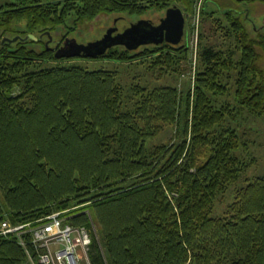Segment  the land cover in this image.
Masks as SVG:
<instances>
[{
    "label": "trees",
    "instance_id": "16d2710c",
    "mask_svg": "<svg viewBox=\"0 0 264 264\" xmlns=\"http://www.w3.org/2000/svg\"><path fill=\"white\" fill-rule=\"evenodd\" d=\"M169 3L0 4V222L35 221L69 209L73 201L88 202L64 214L72 224L89 226L81 210L91 209L99 230L89 246L90 264H264V174L238 187L221 215H211L215 200L247 167L234 152L240 142L237 131L224 126L227 117L236 108L264 115V71L256 49L264 48V35L253 38L240 18L224 12L229 23L219 26L222 47L201 40L193 95L183 96L174 85L137 83L128 95L131 103L116 70L73 60L128 63L157 55L153 64L161 76L186 59L184 45L148 44L153 48L138 52L142 46L117 45L95 57L56 58L53 48L68 33L53 45L40 38L70 15L79 22L100 12L142 14ZM20 19L28 31L6 35ZM229 73L234 104L219 100L229 89L222 82ZM169 126L174 131L166 142H150ZM0 264H31L13 235L0 233Z\"/></svg>",
    "mask_w": 264,
    "mask_h": 264
},
{
    "label": "rangeland",
    "instance_id": "374dc122",
    "mask_svg": "<svg viewBox=\"0 0 264 264\" xmlns=\"http://www.w3.org/2000/svg\"><path fill=\"white\" fill-rule=\"evenodd\" d=\"M12 0H0V4L10 2ZM191 6L186 8L184 0H170L167 7L177 5L183 12L185 18L184 35L180 43L174 44L175 47L184 45L187 48L186 59H181L173 66H177L176 71L163 73L159 75V66L153 64L154 57L152 55L143 57L142 59L120 63L113 62L106 59H92V58H80L73 60L78 62L89 69L95 68H108L116 70V78L125 88L126 97L131 94V86L133 84H142L148 87L155 85H174L185 96L187 92L192 93L194 89L195 73L199 66V48L202 38L208 43L215 44L217 48H221V42L224 37L219 31V26H228L224 12L231 10L233 15L240 18L243 22L248 34L253 38H257L259 34L264 35V2L263 1H234V0H190ZM149 8L142 14H129L127 12H100L91 19H86L79 22H74V16L70 15L66 19V23L57 26L48 35L41 34V41L47 39L50 45H53L61 36L67 32L69 37H75L78 42L86 43L100 38L106 29L111 25H116L118 30L121 31L140 18L150 19L152 22L157 23L159 18L164 14L165 9ZM217 18L219 21L214 22L212 25V19ZM116 22L114 23V20ZM15 32H7L6 35L12 36L15 33H22L28 31L27 22L25 19L16 20L13 24ZM215 26L217 29L215 30ZM34 32L40 36L38 29ZM48 36V38H47ZM52 41V42H51ZM13 46V45H11ZM27 46L36 50L41 49L40 43L28 42ZM119 48H122L119 45ZM145 48H153L151 45H142L136 52ZM259 53V65L264 71V48L256 47ZM181 54V53H178ZM239 54V53H238ZM52 62V61H51ZM69 61H66V63ZM55 63V62H52ZM157 70H155V69ZM235 70L230 71L232 75H235ZM228 74L230 76L231 74ZM228 90L222 95H219V100L222 102H229L234 104V78L227 77L222 79ZM128 103H131L128 96ZM234 116L227 117V123L224 126L233 128L237 131L240 146L234 151L244 162L247 167L240 174L238 180L230 185L225 193L219 195L215 200L211 215H221L226 209L227 205L233 201L235 190L246 184L248 180L255 176L264 174V115L258 116L250 113L247 109L235 110ZM174 127L164 128L163 132L157 135L151 143L166 142L172 135ZM149 142V143H150ZM1 201V198H0ZM76 202V201H75ZM74 201L69 206V210H77L84 206H88L89 203L76 204ZM76 204V205H75ZM80 211V210H79ZM84 211L90 218V225L86 226L88 229L91 241L93 235L98 238L97 231L98 226L93 220V214L91 209L86 208ZM90 250H88L89 258ZM84 260L86 259L85 256Z\"/></svg>",
    "mask_w": 264,
    "mask_h": 264
},
{
    "label": "built area",
    "instance_id": "2783aa9c",
    "mask_svg": "<svg viewBox=\"0 0 264 264\" xmlns=\"http://www.w3.org/2000/svg\"><path fill=\"white\" fill-rule=\"evenodd\" d=\"M68 210L54 211L38 220L21 223L3 219L0 233L15 236L31 264H35L36 259L43 264H90V233L84 225L67 221L64 213Z\"/></svg>",
    "mask_w": 264,
    "mask_h": 264
},
{
    "label": "water",
    "instance_id": "95a60500",
    "mask_svg": "<svg viewBox=\"0 0 264 264\" xmlns=\"http://www.w3.org/2000/svg\"><path fill=\"white\" fill-rule=\"evenodd\" d=\"M116 19L114 20V23ZM185 18L182 10L177 5L169 6L157 23L147 18H140L129 23L127 27L118 30L114 24L109 26L103 35L95 40L80 43L75 37H65L62 44L53 48L56 58L61 57H95L103 54L113 46H123L128 50H134L142 45H158L163 42L178 44L184 35ZM27 35L26 37H29ZM15 36L13 40L17 39ZM25 37V38H26ZM7 37H2L4 41Z\"/></svg>",
    "mask_w": 264,
    "mask_h": 264
}]
</instances>
